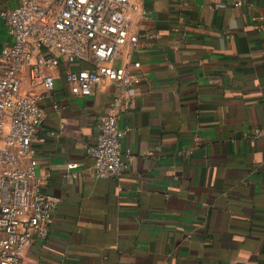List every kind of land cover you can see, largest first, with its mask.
Returning a JSON list of instances; mask_svg holds the SVG:
<instances>
[{"label": "crops", "instance_id": "obj_1", "mask_svg": "<svg viewBox=\"0 0 264 264\" xmlns=\"http://www.w3.org/2000/svg\"><path fill=\"white\" fill-rule=\"evenodd\" d=\"M135 1L151 18L134 13V28L156 36L131 52L148 78L118 116L133 155L122 191L94 176L86 149L119 86L73 94L65 63L51 93L23 74V91L47 112L37 170L59 198L50 235L24 262L264 264V140L252 136L264 125V0ZM11 41L0 19V48Z\"/></svg>", "mask_w": 264, "mask_h": 264}, {"label": "built area", "instance_id": "obj_2", "mask_svg": "<svg viewBox=\"0 0 264 264\" xmlns=\"http://www.w3.org/2000/svg\"><path fill=\"white\" fill-rule=\"evenodd\" d=\"M245 3L252 5L235 0L238 6ZM134 13L151 18L135 0H21L17 6L0 8L12 38L0 48V264H25L26 248L50 235L59 203L44 189L49 174L37 170L34 142L47 112L38 102L40 95L23 91V74L51 93L55 72L65 63V80L73 94L90 95L105 83L119 86L86 149L94 176L114 178L123 190L133 155L123 152L127 130L119 126L118 116L125 106H133L132 92L148 78L131 52L139 50L142 35L156 36L134 28ZM126 47L130 52L121 60ZM54 106L60 107L57 101ZM252 136L264 140V125L254 128ZM75 166L68 164L70 169Z\"/></svg>", "mask_w": 264, "mask_h": 264}]
</instances>
